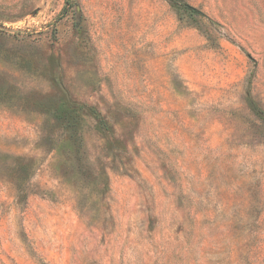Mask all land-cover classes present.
<instances>
[{"label": "rangeland", "instance_id": "rangeland-1", "mask_svg": "<svg viewBox=\"0 0 264 264\" xmlns=\"http://www.w3.org/2000/svg\"><path fill=\"white\" fill-rule=\"evenodd\" d=\"M0 264H264V0H0Z\"/></svg>", "mask_w": 264, "mask_h": 264}, {"label": "trees", "instance_id": "trees-1", "mask_svg": "<svg viewBox=\"0 0 264 264\" xmlns=\"http://www.w3.org/2000/svg\"><path fill=\"white\" fill-rule=\"evenodd\" d=\"M70 0H65V3L68 4ZM186 8L194 11L195 9L190 5H185ZM83 110L87 115L98 120L100 123L103 122V118L100 116V113L93 106H85L84 104H78L74 101L67 102V112L69 117L74 116V113Z\"/></svg>", "mask_w": 264, "mask_h": 264}]
</instances>
